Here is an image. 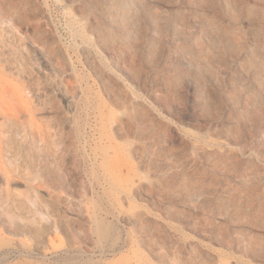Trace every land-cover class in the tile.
<instances>
[{
    "label": "rangeland",
    "instance_id": "obj_1",
    "mask_svg": "<svg viewBox=\"0 0 264 264\" xmlns=\"http://www.w3.org/2000/svg\"><path fill=\"white\" fill-rule=\"evenodd\" d=\"M0 264H264V0H0Z\"/></svg>",
    "mask_w": 264,
    "mask_h": 264
}]
</instances>
